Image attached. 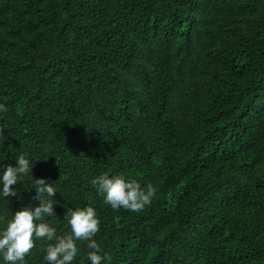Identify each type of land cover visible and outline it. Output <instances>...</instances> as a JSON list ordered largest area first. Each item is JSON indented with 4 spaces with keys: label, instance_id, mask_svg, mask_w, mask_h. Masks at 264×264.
I'll return each mask as SVG.
<instances>
[{
    "label": "trees",
    "instance_id": "obj_1",
    "mask_svg": "<svg viewBox=\"0 0 264 264\" xmlns=\"http://www.w3.org/2000/svg\"><path fill=\"white\" fill-rule=\"evenodd\" d=\"M0 102V163L38 160L58 231L95 207L102 264H264V0H0ZM103 172L157 195L114 210ZM15 187L0 217L38 203Z\"/></svg>",
    "mask_w": 264,
    "mask_h": 264
},
{
    "label": "clouds",
    "instance_id": "obj_2",
    "mask_svg": "<svg viewBox=\"0 0 264 264\" xmlns=\"http://www.w3.org/2000/svg\"><path fill=\"white\" fill-rule=\"evenodd\" d=\"M8 111L7 104L0 102V114ZM6 156L0 152V161ZM27 152L15 155V164L0 163V198L17 196L15 185L27 178L38 202L33 205H22L12 212L10 218L0 217V264H27L26 257L36 247V240L42 239V264H72L80 252L78 241H86L90 250L86 253L90 264H102L110 261L108 253L103 252L101 245L94 237L100 230L101 220L97 209L91 204L67 208L64 213L66 228L58 231L57 227L47 221L56 215L55 194L57 188L48 177H34L33 162ZM96 194L102 196L106 204L114 210L126 209L137 212L150 205L158 189L152 183H141L122 173L103 172L90 180Z\"/></svg>",
    "mask_w": 264,
    "mask_h": 264
}]
</instances>
